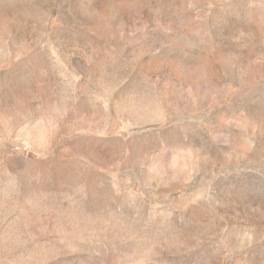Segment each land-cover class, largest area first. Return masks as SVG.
Returning <instances> with one entry per match:
<instances>
[{
	"label": "rangeland",
	"instance_id": "obj_1",
	"mask_svg": "<svg viewBox=\"0 0 264 264\" xmlns=\"http://www.w3.org/2000/svg\"><path fill=\"white\" fill-rule=\"evenodd\" d=\"M0 264H264V0H0Z\"/></svg>",
	"mask_w": 264,
	"mask_h": 264
}]
</instances>
